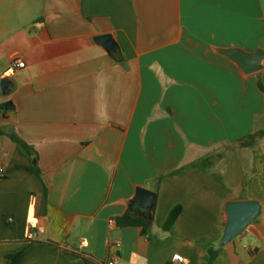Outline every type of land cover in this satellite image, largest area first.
I'll list each match as a JSON object with an SVG mask.
<instances>
[{"label": "crops", "instance_id": "obj_1", "mask_svg": "<svg viewBox=\"0 0 264 264\" xmlns=\"http://www.w3.org/2000/svg\"><path fill=\"white\" fill-rule=\"evenodd\" d=\"M231 48L264 50V0H0V130L39 158L0 135V264H264V135L239 144L264 129V59L245 74ZM140 187L149 233L111 225ZM241 200L260 213L222 243Z\"/></svg>", "mask_w": 264, "mask_h": 264}, {"label": "water", "instance_id": "obj_2", "mask_svg": "<svg viewBox=\"0 0 264 264\" xmlns=\"http://www.w3.org/2000/svg\"><path fill=\"white\" fill-rule=\"evenodd\" d=\"M95 40L108 51L114 53L118 46L110 34L99 35ZM221 53L233 61L245 74L259 72L262 68L264 50L259 49L253 53L245 52L239 48L223 49ZM0 88L3 95L6 94L7 80L1 79ZM156 193L146 188H137L132 202L140 209L151 208ZM261 206L255 200L230 201L225 205L226 224L221 242L227 243L238 236L247 226L252 224L259 215Z\"/></svg>", "mask_w": 264, "mask_h": 264}, {"label": "trees", "instance_id": "obj_3", "mask_svg": "<svg viewBox=\"0 0 264 264\" xmlns=\"http://www.w3.org/2000/svg\"><path fill=\"white\" fill-rule=\"evenodd\" d=\"M259 86L261 89L262 84L259 83ZM1 94V93H0ZM0 111L8 112V111H15V105L12 101H6L4 103L0 104ZM0 135H7L15 144H17L22 150H24L31 158L33 162L32 167H27L29 170H34L38 164V153L35 151V149L26 143L14 130H10L8 132L0 130ZM264 135V129L259 131L257 134L250 135L248 138V141H240L239 144L242 146L249 145L251 142H253V139L255 136H263ZM155 205H156V198L148 210L140 209L139 206L133 202H129V206L126 210V212L123 215L113 217V221L116 227L119 228H125V227H141L143 234H148L150 231V228L153 224V217H154V211H155ZM181 213V206L177 205L175 206L171 212L169 213V216L163 226V231H168L171 226L174 224L176 219L178 218L179 214ZM210 260L209 264L213 262V260L218 255V250H215L213 248H210ZM22 251H19L15 254H10L5 257V264H19L20 257H21Z\"/></svg>", "mask_w": 264, "mask_h": 264}, {"label": "built area", "instance_id": "obj_4", "mask_svg": "<svg viewBox=\"0 0 264 264\" xmlns=\"http://www.w3.org/2000/svg\"><path fill=\"white\" fill-rule=\"evenodd\" d=\"M12 66L17 67V68H22V67H24V63L22 61H20L19 59H15L12 62ZM4 174H5V170L3 168H0V176H4ZM109 223L111 225H113L114 224L113 219H111L109 221ZM33 235H34V233H31L30 237H32ZM82 244H84V242H82ZM119 246H120L119 243H115V244H112L110 247H119ZM172 262L175 264H181L183 262V260L178 258V257H175V258H173ZM106 264H117V262H116V260L113 259L111 261H108Z\"/></svg>", "mask_w": 264, "mask_h": 264}]
</instances>
